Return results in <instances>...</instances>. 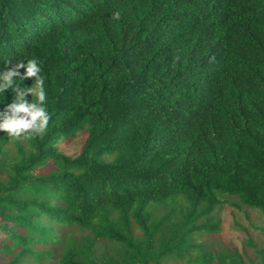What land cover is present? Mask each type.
<instances>
[{"label": "trees", "instance_id": "16d2710c", "mask_svg": "<svg viewBox=\"0 0 264 264\" xmlns=\"http://www.w3.org/2000/svg\"><path fill=\"white\" fill-rule=\"evenodd\" d=\"M33 58L50 120L0 131V264H259L199 236L264 215V0H0V83Z\"/></svg>", "mask_w": 264, "mask_h": 264}, {"label": "rangeland", "instance_id": "374dc122", "mask_svg": "<svg viewBox=\"0 0 264 264\" xmlns=\"http://www.w3.org/2000/svg\"><path fill=\"white\" fill-rule=\"evenodd\" d=\"M83 140L84 136L78 135L74 139L61 141L58 148L65 154L74 155L79 152ZM231 199L235 201L233 197ZM211 215L219 230L199 236L206 243L207 249L212 252H223L224 248L232 252L237 249L245 263L249 261L248 259H253L262 264L260 250L264 253V235L261 231L264 229V215L259 210L243 205L235 207L223 202L215 207ZM69 234L70 230H66L60 240L58 253L65 250ZM248 239L254 243V246L246 243ZM3 260V257L0 258V262ZM165 264H182V262L168 258Z\"/></svg>", "mask_w": 264, "mask_h": 264}, {"label": "clouds", "instance_id": "9594fccd", "mask_svg": "<svg viewBox=\"0 0 264 264\" xmlns=\"http://www.w3.org/2000/svg\"><path fill=\"white\" fill-rule=\"evenodd\" d=\"M115 18L119 17V13L114 14ZM8 65H12L10 68ZM25 68L23 78H36V88H25L20 85L13 84V77L21 76L19 69ZM41 68L38 61L33 58L30 60L19 61L12 64L11 61L6 62V69L3 72V83H0V91L11 88L15 93V98L11 104L5 107L0 121V131L8 134L13 139H24L31 136H39L47 130L50 115L45 106L46 93L43 88L44 80L39 75ZM26 93L34 94L37 97L36 102L25 100Z\"/></svg>", "mask_w": 264, "mask_h": 264}]
</instances>
